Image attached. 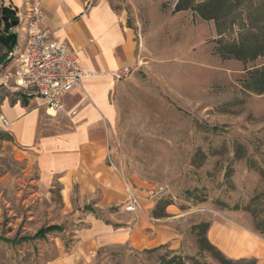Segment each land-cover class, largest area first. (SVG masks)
<instances>
[{"label":"rangeland","instance_id":"rangeland-1","mask_svg":"<svg viewBox=\"0 0 264 264\" xmlns=\"http://www.w3.org/2000/svg\"><path fill=\"white\" fill-rule=\"evenodd\" d=\"M251 1L264 0H242L239 9L247 10ZM108 2L126 13L143 48L113 94L107 163L122 177L126 194L163 190L152 207L136 214L126 213L124 203L102 206L100 196L66 199L60 185L45 182L0 130V264H168L172 252L217 264L207 252L199 257L196 226L233 218L258 235L254 214L264 218V95L243 93L238 81L244 68L262 60L246 66L221 60L213 52V21L190 10L173 13L176 0ZM234 11L230 17L237 19ZM263 13L261 5L254 17ZM237 32L236 26L227 30L225 40H235ZM4 90L0 86V98ZM93 219L129 233L141 222L159 225L179 248L165 244L145 253L155 248L129 242L89 248L84 239ZM52 225L62 230L43 239L4 241Z\"/></svg>","mask_w":264,"mask_h":264},{"label":"crops","instance_id":"crops-1","mask_svg":"<svg viewBox=\"0 0 264 264\" xmlns=\"http://www.w3.org/2000/svg\"><path fill=\"white\" fill-rule=\"evenodd\" d=\"M32 4L40 8V25L50 31V39L65 43L76 53L79 67L88 73L79 88L62 98L57 115H50L44 100L29 88L17 86L13 77L16 57L25 46L24 23ZM2 8L14 12L4 34L15 35L16 45L0 66V86L5 88L0 117L8 121L7 127L0 124V130L24 158H31L45 182L55 180L60 185L66 199L75 194L84 199L100 196L102 206L124 203L128 197L123 179L108 165L107 156L110 129L116 118L113 94L120 86L116 75L125 67L132 70L143 48L127 24L126 13L114 10L108 0H0ZM5 51L0 44V55ZM133 192L140 199L141 212L144 206H153L146 192L144 196ZM143 224L129 233L93 219L84 241L89 248L93 243L127 242L134 247L169 244L172 250L179 248V241L169 231ZM206 238L229 259L264 264V238L233 218L212 222Z\"/></svg>","mask_w":264,"mask_h":264},{"label":"trees","instance_id":"trees-1","mask_svg":"<svg viewBox=\"0 0 264 264\" xmlns=\"http://www.w3.org/2000/svg\"><path fill=\"white\" fill-rule=\"evenodd\" d=\"M242 0H205L203 2H196L195 0H176L173 6V13L190 10L199 19L204 21H213L217 39L214 41L213 52L221 60H235L246 66L256 60H262L259 66H250L244 68L242 75L239 78L241 91L246 94L264 95V13L261 17L255 18L254 12L261 5L264 6V1L254 2L246 9H239ZM238 8V9H237ZM227 13L222 14L224 10ZM235 9L239 10L234 11ZM232 11L237 12V19L230 17ZM14 12L8 8L0 10V44L5 48V52L0 55V66L3 65L10 53L13 52L16 45V36L12 34L5 35L11 26ZM237 27L236 39L232 41L225 40V34L231 31L232 28ZM218 128L213 127L212 130ZM249 209V208H248ZM253 213V212H252ZM254 214L255 223L254 228L256 233L264 238V218L258 217ZM200 229V248L198 249L199 257H203V253L207 252L209 257L217 264H251V261L246 260H232L227 258L222 252L211 245L206 233L209 228L208 223H202L196 226ZM60 226L52 225L40 228L32 237H23L20 240L13 239L12 241L4 240L5 242H25L27 240L43 239L47 234L53 232H60ZM157 248L144 251L150 253ZM190 261L191 264H205L195 261L194 257L182 256L177 252H172V256L168 259V264H186Z\"/></svg>","mask_w":264,"mask_h":264},{"label":"built area","instance_id":"built-area-1","mask_svg":"<svg viewBox=\"0 0 264 264\" xmlns=\"http://www.w3.org/2000/svg\"><path fill=\"white\" fill-rule=\"evenodd\" d=\"M38 0H33L37 2ZM42 12L38 5L32 4L24 23L25 46L16 57V68L13 77L17 86H25L31 93L44 100L50 115H57L62 109V98L73 89L79 88L81 79L88 75L79 67L75 52L58 41L50 39V31L42 28ZM129 73L125 67L116 78L121 80ZM2 127L8 121L0 117ZM109 161V157H108ZM162 188L147 189L146 195L153 198ZM127 201L123 204L126 213L136 214L142 211L140 199L132 189H127Z\"/></svg>","mask_w":264,"mask_h":264}]
</instances>
